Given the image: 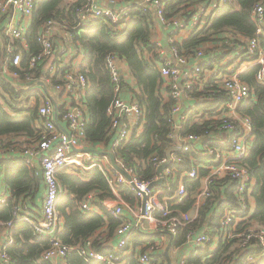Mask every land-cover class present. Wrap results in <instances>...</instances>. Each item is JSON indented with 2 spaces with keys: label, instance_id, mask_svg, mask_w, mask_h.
<instances>
[{
  "label": "built area",
  "instance_id": "built-area-1",
  "mask_svg": "<svg viewBox=\"0 0 264 264\" xmlns=\"http://www.w3.org/2000/svg\"><path fill=\"white\" fill-rule=\"evenodd\" d=\"M166 1L143 0L141 4L152 7L161 25L169 30L167 45L172 57H163L160 52L162 43H156L158 57L154 63L163 79L162 99L171 103V130L167 136L173 145L170 149L178 150L171 153V164L165 167L163 174H159L158 170L168 164L167 156L159 157L155 154L149 157L147 162L156 168L157 175L148 182L142 180L136 170L127 167L122 160L115 157L116 164L130 179L113 166L109 156L90 151L95 150L86 136L90 117L85 96L89 81L81 72L84 52L74 41L69 28L70 22H45L38 33L41 50L37 54H31L28 34L37 9L36 0H0V101L7 96L4 85L19 92L32 91L41 96V104L37 107L40 138L34 144L23 147L21 154L29 167H35L34 161L38 160L42 168L45 188L42 218L39 221L25 215L17 216L16 219L27 221L36 238L50 241L51 247L42 258L51 264L67 261L75 250L87 264H128L124 254L135 235L145 233L150 226L174 239L179 227L198 218V210L212 196L210 186L223 179L236 182L240 210L225 208L220 235H211L208 227L200 232L194 230L189 233L184 248H191L193 253L197 249H206L218 243L221 236L227 239L238 237L242 238L243 254H248L252 241H256L255 248L262 250L261 256L248 255L243 264H256L264 257V227H255L247 234L235 235L238 223L247 219L255 209L253 191L256 182L245 161L250 155L249 140L252 138L253 124L251 118L241 111L252 100L253 91L240 79V75L257 67L256 80L264 86V48L260 41L264 37V3L259 2L252 8L251 18L255 26L253 38L239 37L238 42L234 40V35L228 34L225 41L209 42L185 54L178 47L187 40L186 37L181 40L182 32L189 29L193 35L195 31L203 30L208 19L222 11L229 1L198 0L189 9L193 11L191 14L185 13L173 22L164 18ZM68 4L75 15L73 22L78 29L101 18L120 24L129 14L128 8L117 11L102 6L101 0H87L86 4L78 8H73L75 2L72 0ZM58 30L65 33L62 39L64 43L60 48L57 47ZM68 44L72 45L71 50L67 47ZM26 54L29 56L27 64L24 62ZM65 56L71 61L67 62ZM122 61L116 54L106 58L114 91L107 110L111 119L110 135L113 138L107 151L114 156L132 139L136 128L144 127L145 124L144 109L138 100H126L123 97ZM51 90L61 95V105H55L49 98L48 92ZM67 99H71V102ZM204 103L214 105L209 109L211 115L209 112L198 111ZM2 107L0 102V114ZM206 122H209L210 130L204 135L183 134L186 125H203ZM223 135L226 138H222ZM2 144L0 139V145ZM184 153L194 155L191 159L193 165L179 177L176 166L183 163L181 155ZM198 158L211 160L204 166L209 171L204 178L200 176L201 165ZM145 167L146 164L143 168ZM94 169H98L106 177L115 198L103 199L99 204L95 196H87L80 203V210L83 214H88L99 210L102 212L104 209L107 215L122 222L116 232L119 237L116 251L110 253H101L92 247L74 248L64 245L60 239L64 232V219L59 212V202L65 191L58 174L66 170L73 175H85ZM162 178V186L149 189L152 183ZM185 179L201 183V188L194 196V209L181 219L168 218L171 212L166 195L178 185L174 198L184 201L188 196ZM123 187L136 193L139 205L131 207L122 198ZM6 202L0 195V205ZM247 211L249 216H240ZM12 225L13 222L0 221V236L9 232ZM10 244L12 240L9 241ZM5 248L6 246L0 251V264H11ZM160 253L159 244L151 245L145 253L137 256L138 262L160 264ZM187 261L188 256L183 257L179 264H187Z\"/></svg>",
  "mask_w": 264,
  "mask_h": 264
},
{
  "label": "trees",
  "instance_id": "trees-1",
  "mask_svg": "<svg viewBox=\"0 0 264 264\" xmlns=\"http://www.w3.org/2000/svg\"><path fill=\"white\" fill-rule=\"evenodd\" d=\"M69 0H36L37 9L33 17V23L28 34V43L31 54L40 52L38 43V33L41 26L49 20L60 22H70L69 28L74 41L83 49L84 60L81 72L89 85L86 90L85 103L89 111V123L86 128V136L92 145L106 144L112 141L110 135L111 119L107 115V110L111 104L114 91L113 84L106 67V58L111 54L118 55L129 67L139 93L136 99L144 109L145 124L144 130L139 135H134L127 145L120 148L115 153L117 159L122 160L127 167L134 168L138 176L144 181H151L157 175L156 168L147 162L150 156L157 154L159 157H166L167 150L173 145L167 138L171 125L169 123L171 103H166L160 95L163 79L161 73L156 68L154 60L157 59V47L152 43L156 13L152 7L141 4V0H128L129 14L120 24H114L107 19L101 18L86 25L84 28H76L73 22L75 17ZM75 2L73 8H77L87 3V0H72ZM229 3L212 18L207 21V26L201 31H195L185 40L179 49L187 54L198 47L209 42L225 41V36L229 33L234 35V40L239 41V37L253 38L255 36V26L251 18L252 8L255 4L264 0H228ZM198 0H167L164 11V18L173 22L185 13L191 14L189 10L197 4ZM264 48V37L260 39ZM152 55L151 58L148 55ZM25 56V64L28 61ZM257 67L250 68L240 75V79L247 83L253 91L252 100L242 108V113L248 115L253 124V143L249 157L245 160L250 167L251 174L255 179L253 198L256 205L254 211L243 212L240 216L246 217L238 223L235 235L247 234L252 228L264 227V86L256 80ZM123 88L128 87L122 81ZM130 88V87H129ZM5 93L12 97L8 104L20 115L12 117L2 112L0 114V137L11 136L21 133L27 134L34 141L39 140L40 131L35 126L37 122V108L29 109L20 104L13 106L14 97L19 99L29 95L24 91H17L9 85H4ZM21 105L22 107H19ZM213 104L204 103L198 111L210 112ZM23 113V114H22ZM210 130L209 122L203 125L190 124L184 127V135H204ZM4 145V144H3ZM7 144L3 146L6 147ZM22 145L16 146L15 150L22 152ZM183 163L176 166L178 176L192 168L193 162L191 153L181 155ZM211 160L198 158L201 165L200 176L204 178L209 171L204 168ZM146 164V167L143 168ZM0 173L5 175L8 186L12 191V198L5 204L0 205V221L13 222L9 229L12 244H7L5 253L10 257L11 264H51L42 258V255L51 247V243L45 239L34 236L31 225L24 220L16 219L17 216H25L31 210L29 203L36 209H41L38 196L41 194L43 181L39 177L36 167H29L22 157H13L3 161ZM58 179L63 186L65 194L59 202V212L65 221V229L60 239L64 245L74 248L86 247L89 239L97 231L107 227V237L98 236L91 243L93 248L101 253H108L103 248L102 241L115 236L117 229L121 226V221L106 214L91 212L83 214L80 210V203L90 195L98 196L100 199H114L106 177L98 169H94L83 176L69 174L66 170L59 172ZM188 196L184 201H179L175 197L177 186L173 191L167 193L169 198L168 207L171 214L168 218H179L191 213L195 205V194L201 188L199 181L185 179ZM212 196L208 198L204 205L198 210V218L178 229V235L172 239L171 248L178 249L185 246L190 232L203 231L209 228L213 236L220 235L221 218L225 208L240 210L241 206L236 194V182L230 179H223L214 182L210 186ZM122 198L131 205H139L136 193L123 187ZM162 198V197H161ZM29 201V202H28ZM219 211V213H218ZM104 216H106L104 218ZM156 234L138 233L129 242L127 249L137 248L146 245L139 254L145 253L154 242ZM242 238L227 239L220 237L218 247L211 252L210 247L197 249L188 258L187 264H243L247 256L255 254L262 255L260 248H255L256 241L251 242V246L243 254L241 245ZM138 254L127 257L128 264H139ZM67 264H87L85 260L75 250L69 255ZM101 264V263H96ZM160 264H168L166 257L162 256ZM256 264H264V257L260 258Z\"/></svg>",
  "mask_w": 264,
  "mask_h": 264
},
{
  "label": "crops",
  "instance_id": "crops-1",
  "mask_svg": "<svg viewBox=\"0 0 264 264\" xmlns=\"http://www.w3.org/2000/svg\"><path fill=\"white\" fill-rule=\"evenodd\" d=\"M130 1H132V0H130ZM141 2H143V0H141ZM101 5L105 6V7H109L111 9H114L117 11H125L129 6V2H128V0H101ZM190 33H191V31L189 29H187V31H185V32H182V34L180 35L181 40H182V37H186V39H188L191 36ZM168 34H169V30H167V28H165L163 25H161L158 18L156 17L155 31H154L152 43L154 45H156V43L157 44L162 43V50L160 52L163 53L162 56L166 57V58L172 57V55L170 53L169 46L167 45ZM229 34L233 35L232 33H229ZM64 36H65L64 31H62V30L57 31V47L58 48L63 46L64 42L62 41V39L64 38ZM67 47L70 50L72 49V45H70V44H68ZM147 55L149 58L152 57V55H149V54H147ZM66 56L64 58H66L67 62L68 61L70 62L71 59H69V57H66ZM121 71H122L123 81H125L128 85V87L125 88V90H124L123 97L126 100H131L132 98L136 99L137 97H136L135 93H139V88L136 85V81L133 78L129 67L127 66V64L124 61L121 62ZM24 92L28 93L29 95H25L26 96L25 98L19 99V102L21 103L23 108L25 107V102H27V101H29V105L27 107L29 109H35L38 107V105L41 104V96L39 94H35L32 91L31 92L24 91ZM48 95H49V98H51L54 101L55 105H57V104L61 105L62 104L63 98L61 97L60 94L51 90L48 92ZM160 95L162 96V86H161V90H160ZM11 97L12 96L7 93V96H5L3 99H1L0 102L3 105L2 109H1V113L4 112L9 116L18 117L20 114L15 112L13 110V108H11L8 104V101H11V99H12ZM21 105H19V107H22ZM8 107L10 108V110L7 109ZM35 126L37 127V129H39V124L37 122L35 123ZM143 130H144V127H137L135 132H134V135L135 134L136 135L141 134ZM222 138H226V135H223ZM0 139L2 140V143L4 145L7 144L5 148H3V146H4L3 144H2V146L0 145V169H1V165H2L3 161L6 159H10V158H13L16 156L23 158L22 154L20 152H18V150H15V148H17L18 146H22V145H29L30 146L36 142L31 137H28L27 134H25V133H21V134H17V135H11V136H2V137H0ZM252 143H253V137L249 140L250 150L252 147ZM23 147H26V146H23ZM93 147H94L95 151L100 152L101 154L106 155L105 153H109L108 152L109 146L106 144H102V143L96 144V145H93ZM110 161H111V159H110ZM34 165H35L37 172L39 173V177H40V172L42 171V168L40 167L38 160L34 161ZM40 179L43 181V177L42 178L40 177ZM42 192H44L43 193V200H42L41 204L39 203L41 205V209H43L44 196H45L44 182H43V185L41 188V194H42ZM0 195L2 198H5L7 201L12 198V191H11L10 187L8 186L5 175L3 173H0ZM96 199H97V197H96ZM98 199H100L99 196H98ZM101 201L102 200H99V204ZM253 203L256 205L254 198H253ZM31 210H29V212H27L26 215L31 216L32 215ZM98 210H99V208H98ZM97 212L101 215L103 214V212H101V210H99ZM127 214L129 217V213H127ZM19 216H22V215H19ZM31 217L40 221V219L42 218V211L40 212L39 217H33V216H31ZM105 217L106 216H104V218ZM63 222H64V229H65V221L63 220ZM106 231H107V227H104V228L100 229L99 231H97V233L89 239V244L86 247H92L93 248L91 243L93 241H95L98 238V236H103V237L106 236L107 237ZM144 234H147V235L148 234H152V235L156 234V236L154 237V242L156 243L157 241H155V240L159 239L157 244H159L161 247V253H160L161 258H162V256H165L168 264H169V261L171 262V264H173V261H175L174 255L176 258L175 262H177V264H179V261L181 258L187 257V256L189 258L190 255L192 254V249L188 248V247L187 248L182 247V248H178V249L171 248L172 239L167 233H165L163 231H156V230L152 231L151 230V231H146ZM11 238L12 237L10 235V232H4L0 236V251L2 250V248L4 246H7V244H9V241L12 240ZM165 241H166V244H165L166 249L164 251L162 249H163V242H165ZM118 242H119V237L117 235L111 237L110 239L107 238V240L102 241L103 248L107 249L108 253H110L112 251H116ZM145 247H146V245H143V246L137 247V248L126 249L125 254H124L125 258H127L133 254L140 255L139 252L142 251V249ZM217 247H218L217 243L213 244L210 247V251L211 252L215 251L217 249ZM60 264H67V261L61 262Z\"/></svg>",
  "mask_w": 264,
  "mask_h": 264
},
{
  "label": "water",
  "instance_id": "water-1",
  "mask_svg": "<svg viewBox=\"0 0 264 264\" xmlns=\"http://www.w3.org/2000/svg\"><path fill=\"white\" fill-rule=\"evenodd\" d=\"M174 150H178V148H172V149H169V150L167 151V158L169 159V162H168L167 165L161 167V168L158 170V173H159V174H163V170L165 169V167H167V166H169V165L171 164V153L174 152ZM90 151H91V152H94V153H96V154H100V152H97V151H93V150H90ZM105 154H106V156H109V157H110L113 166H114L117 170H119L120 172H122L125 176L128 177L127 173H126L124 170H122V169L116 164L115 156H114L112 153H105ZM40 177H41V178L43 177V172H42V171L40 172ZM128 179H130V178L128 177ZM163 183H164V179L162 178V179L159 180L158 182L152 183V184L149 186V189H153L154 187H160V186L163 185ZM146 201H147V200H145V201H144V204H143V207H144V208H145V203H146ZM169 264H171L170 261H169Z\"/></svg>",
  "mask_w": 264,
  "mask_h": 264
},
{
  "label": "rangeland",
  "instance_id": "rangeland-1",
  "mask_svg": "<svg viewBox=\"0 0 264 264\" xmlns=\"http://www.w3.org/2000/svg\"><path fill=\"white\" fill-rule=\"evenodd\" d=\"M72 42V41H71ZM67 101L70 103L71 102V99H67ZM18 104H20V102L18 101V99L16 98V97H14V100H13V102H12V105L13 106H16V105H18ZM28 105H29V101H27V102H25V109L28 107ZM8 110H10V108L8 107L7 108ZM79 175H83V174H79ZM43 193L44 192H42V194H40L39 196H38V201H39V203L41 204L42 203V200H43ZM29 202V201H28ZM29 205H30V208L32 209L31 210V216H33V217H39L40 216V212L42 211V209H36V208H34L33 206H32V204L31 203H29ZM29 212V211H28ZM148 228H149V230L148 231H153L154 229L152 228V227H150V226H148ZM158 240L159 239H156L155 241H157L158 242ZM157 242L155 243V244H157ZM155 244H153V245H155ZM165 244H166V241L165 242H163V249L162 250H164L165 251ZM174 259H175V261H176V258H175V255H174ZM175 261H173V264H177V262H175Z\"/></svg>",
  "mask_w": 264,
  "mask_h": 264
}]
</instances>
